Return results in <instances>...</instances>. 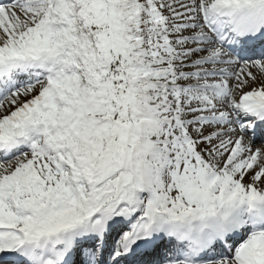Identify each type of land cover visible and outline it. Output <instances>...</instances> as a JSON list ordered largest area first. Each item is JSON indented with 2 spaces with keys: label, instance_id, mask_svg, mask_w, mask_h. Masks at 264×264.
<instances>
[{
  "label": "snow or ice",
  "instance_id": "1",
  "mask_svg": "<svg viewBox=\"0 0 264 264\" xmlns=\"http://www.w3.org/2000/svg\"><path fill=\"white\" fill-rule=\"evenodd\" d=\"M0 264H264V0H0Z\"/></svg>",
  "mask_w": 264,
  "mask_h": 264
}]
</instances>
